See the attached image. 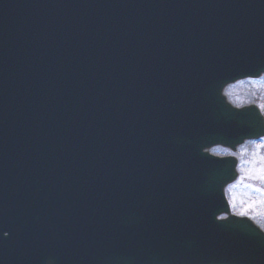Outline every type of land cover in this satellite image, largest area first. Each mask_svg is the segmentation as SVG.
I'll use <instances>...</instances> for the list:
<instances>
[{"label": "water", "instance_id": "1", "mask_svg": "<svg viewBox=\"0 0 264 264\" xmlns=\"http://www.w3.org/2000/svg\"><path fill=\"white\" fill-rule=\"evenodd\" d=\"M258 67L264 0H0V264H264L199 151Z\"/></svg>", "mask_w": 264, "mask_h": 264}, {"label": "clouds", "instance_id": "2", "mask_svg": "<svg viewBox=\"0 0 264 264\" xmlns=\"http://www.w3.org/2000/svg\"><path fill=\"white\" fill-rule=\"evenodd\" d=\"M214 94L223 108L233 113L252 111L256 120L251 133L211 140L199 149L201 155L222 165L213 189L219 203L213 220L232 222L264 236V67L220 78ZM9 235L0 231V240Z\"/></svg>", "mask_w": 264, "mask_h": 264}]
</instances>
